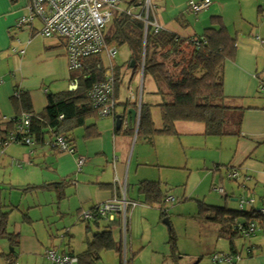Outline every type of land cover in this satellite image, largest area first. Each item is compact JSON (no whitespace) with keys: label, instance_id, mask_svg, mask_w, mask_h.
I'll list each match as a JSON object with an SVG mask.
<instances>
[{"label":"crops","instance_id":"crops-1","mask_svg":"<svg viewBox=\"0 0 264 264\" xmlns=\"http://www.w3.org/2000/svg\"><path fill=\"white\" fill-rule=\"evenodd\" d=\"M128 1L123 0L126 7ZM200 1L202 0H138L142 6L132 8V11H139L137 13L139 15L143 10L141 20L144 24V38L147 32L146 15L149 21H156L162 29L161 33L165 32L180 38H192L201 35L206 28H216L218 22L221 24L220 28L227 33L222 19H224V12L230 6L225 7L228 3H233L232 5L237 3L235 10L245 12L244 22L248 27H252L248 31L249 36L244 39L247 42H242L240 46L237 41L234 60L226 61L223 68L225 104L239 108L241 117L235 134L229 135L234 136L227 144L230 151L229 161L234 166L227 170L226 177L230 181L237 182L244 192H259L260 202L256 207L254 198H250L254 200L251 206L248 205L251 207L250 210L243 211V206L239 207L241 215L237 220H232L233 218L226 217L224 214L220 216L218 211L224 212L225 209H219L217 206L204 207L202 203L200 210L204 212L203 217L214 214L212 211L214 208L218 210V215L211 216L215 217L213 219L209 217V220L213 221L212 226H216L219 236L221 221L226 218L234 225L250 221L256 224L257 233L260 235L242 237L249 241L248 245L242 243L238 246L233 240V251L230 244L229 252L224 256L238 254V260L228 262L231 264H264V220L257 215L259 208L264 205V0H210V6L194 13V20L191 22L189 14L193 12L188 8L189 2ZM145 4H148L147 12ZM28 5L29 0H0V80H2L0 84V130L6 123L23 114L29 115L30 118L38 117L47 105L49 94L62 92L63 90L60 89H63L64 85L68 91H74L79 83L78 71L68 69L62 41L43 37L40 34L42 21L39 18H34L30 22H22L29 15ZM249 15L251 17H248ZM20 50L22 53L19 52ZM130 67L133 65L130 64ZM140 67L143 71V60H141ZM152 82L155 84L153 79ZM72 83L76 84V88L71 89ZM119 84H115L114 115L106 116V118H112V121L105 117H101V121L96 123L86 121L83 127L86 129L88 126L95 125L98 135L85 137L87 133L85 129L80 131L79 138H82V141L77 138L69 142L72 145V152L57 151L51 147V139L48 135L41 142L30 136V145L3 144L7 139L2 140L0 137V192L2 210L8 213L6 234L0 235V264H52L46 256L49 250L57 251L58 254L73 255L78 259V256L86 250L90 240L87 239L85 248L79 254H75L69 244H66L68 246L63 249L65 243H70L67 239L70 227L80 225L78 222L93 223L94 218H83L85 212L90 211L95 215L96 209L102 204L120 201L123 197L128 203L134 202L135 205L126 206L125 218L128 223L126 221L125 231L122 230V213H115L114 220L108 221L111 228L117 227L122 238L123 246L120 240L117 241L120 252L114 251L119 256L122 254V264H129L131 261V258L128 259L129 251L133 256L143 251L145 247L143 240L136 242L129 228L130 213L136 207L143 206L135 215L131 214V222L134 216L146 218L147 214L154 215V211H149V209L155 203L144 202L145 196L139 192L140 184L143 181L158 183L162 197L159 204L173 202L172 196H166L167 189L164 185L169 184V179L162 178L164 170L187 169L186 155L181 153L183 158L179 159L178 153L185 148L184 145L188 147L196 140L193 136H199L197 138L209 136L204 135L202 124L196 127L192 125L193 122H179L176 123L177 135L142 136L144 141L140 144L137 153L135 147L132 154H126V137L120 139L118 153L114 145L111 150L108 140L112 137L115 141V135L122 126L124 132L135 127L137 132L142 101L152 105L151 120L157 129L161 128L157 103L149 102L148 97L144 98L141 89L138 95L136 85L129 86L128 94L121 99ZM156 91L152 85L148 94L153 95ZM130 94L134 95L133 100L129 99ZM130 108H133L137 114L133 127L126 124L127 110ZM153 109H156L158 113ZM153 112L155 115L159 114L158 117H153ZM181 136L183 140L177 143L174 138ZM206 140L201 143L207 145ZM151 156L154 159H151ZM81 157L86 161L79 167L77 160ZM231 172H236L235 177L230 176ZM123 177L127 181L126 188ZM213 180L215 181V176ZM61 182L64 183V187L59 193L54 189L36 190L34 192L36 196L32 199L34 202L31 205L26 203L22 196L17 201L19 203L12 196L13 193H17L14 190L22 194L21 190L28 186ZM219 188L220 186L216 187V191L228 197L224 188L221 187L222 191ZM242 196L233 193L230 195L231 201H237L239 205L241 199L249 200ZM43 209L45 211H42ZM24 215L28 221L23 220ZM101 219L106 220L104 217H100V221ZM100 221L98 226H100ZM164 221L170 224L167 219ZM52 226L55 227L54 230ZM128 232L131 236L129 241L126 238ZM202 232L209 233L206 230ZM7 235H11L13 241ZM73 264H79V260Z\"/></svg>","mask_w":264,"mask_h":264},{"label":"trees","instance_id":"trees-1","mask_svg":"<svg viewBox=\"0 0 264 264\" xmlns=\"http://www.w3.org/2000/svg\"><path fill=\"white\" fill-rule=\"evenodd\" d=\"M127 5L123 11L115 13L112 17V30L109 34H105L106 45L115 49L116 45L130 47L134 54L131 60L133 67H140L141 60H143V75L148 73L152 77L157 86L155 94L163 99L156 105L160 112L161 128L157 129L151 120L152 105L142 101L136 135L143 137L159 134L174 136L178 134L176 123L179 122L200 123L204 126V135L207 136L235 134L236 128L240 125V109L225 104L223 68L226 61H233L235 58L236 38L227 34L222 28L214 27L206 28L201 35L192 38H180L168 33L162 35L161 28L155 31L149 25L144 38V24L141 19L135 17L132 11V8L142 6V3L140 4L138 0H129ZM168 63L173 69L177 67L178 70L171 71ZM105 70L101 56L86 59L78 71L80 76L76 90L49 94L45 109L38 117L32 116L29 119L28 127L24 130L19 129V116L5 124L0 130V137L2 140L8 139L9 135L17 131L22 135L35 138L38 142H41L46 135L50 139L61 136L71 147L69 142L73 140V131L83 127L86 119L92 116L100 117L98 109L90 101L88 91L92 84L104 79ZM114 76L115 84H119L115 68ZM59 116L63 118L59 119ZM86 131L85 137L98 135L94 126L86 127ZM133 131L132 129V133ZM63 187L64 183L61 182L41 186L32 185L23 191L54 189L59 193ZM139 192L145 196L144 202L148 204H159L162 200L156 182L143 181ZM2 209L0 192V235H5L8 213L3 212ZM212 211L214 214H208V217L213 219L218 215V210L214 208ZM213 215L215 217H211ZM93 218V223L98 226L100 217L93 216ZM23 220L28 221L25 215ZM229 221L227 218L221 221L220 236L230 241L232 250V239L240 235L235 232V225ZM107 226L106 229L93 234V239L88 242L86 250L78 256L79 264H94L103 251L117 250L120 252L119 245L112 236L111 226ZM7 236L13 241L11 235ZM169 238V242L172 243L171 250L175 253L177 248L171 232Z\"/></svg>","mask_w":264,"mask_h":264},{"label":"rangeland","instance_id":"rangeland-1","mask_svg":"<svg viewBox=\"0 0 264 264\" xmlns=\"http://www.w3.org/2000/svg\"><path fill=\"white\" fill-rule=\"evenodd\" d=\"M232 4L233 3H228L225 6L228 7L230 5L229 8H227V10L224 12V19H222L223 25L226 27L227 33L230 36L235 37L241 46L242 42H247V40L244 39L249 36L248 31L252 27H248L244 22V18H246L245 12H240L238 9L235 10L237 3H235L236 5ZM118 8L119 10H124L126 8V4L122 1ZM231 9H234V11H231ZM246 12L250 14L249 11L246 10ZM137 13H139V11H133L134 15H137ZM194 15V13L189 14L191 22L194 20ZM248 17L251 16L249 15ZM112 22L113 18L107 23L105 34H109V32L112 30ZM216 26L217 29H220L221 24L218 22ZM166 34L167 33H162V35ZM133 55L132 49L127 45H116V54L113 59V65L120 81L119 93L121 99H124L128 94L127 88L129 86L134 87L136 85L138 87L137 94L141 89L144 98L148 97L150 99L149 102L157 104L161 103L163 101L161 96L158 94H148L150 93L149 90L152 88V85L157 90V86L152 82L150 75L148 73L143 75L141 67H130ZM100 56L104 66H109L108 58L105 56V54H101ZM168 67L173 72L178 70L177 67L173 69L172 65L169 63ZM76 75L78 74L76 73ZM62 88L63 89H60L61 91L67 90L66 85H64ZM153 111L157 112L156 109H153ZM152 115L153 117H158L159 114L155 115V112H153ZM105 119H111L112 121V118L105 117ZM86 121H92L93 123H96L101 121V117L92 116L86 119ZM192 125L196 127L201 126V124L195 123ZM84 129L85 127L77 128L75 131H73L72 137L74 141L77 138L79 141H82V138H79V133L82 130L84 131ZM135 129L136 127L133 128V133L132 129L128 130V132H124L122 126L121 130L118 131V134L115 135V141L113 140L114 138H109V148L112 150L114 145L115 150L118 153L120 150V139L126 137V154H132L135 147V152L137 153L140 144L144 140L142 136L137 137ZM86 132L87 131L85 129V133ZM193 137H195L196 140H194L191 145H188V147L184 145L185 148L181 149L179 146V149H181V151L178 153L179 159L183 158L181 153L186 155L188 161L187 169H168L164 170L165 172L162 174V178L164 180H166V178L169 179L168 185H164L163 183L164 188L167 189L166 196H172L171 198H174V201L169 203L165 202L161 204H155L149 209V211H154V215L147 214L146 218L134 216L132 222L131 214L135 215V213L143 208V206L136 207L130 213L129 228L133 233L134 240L137 242V240L142 239L145 247L143 251H141L136 256H133L130 251L128 252V259L131 258L129 264H217L212 261V257L214 255L223 256L227 254L230 249V241L227 238L221 237L217 234V228L216 226H212L213 221L209 220V217L202 216L204 213L200 210L202 203H204V207L217 206L219 209L224 208V212H220V210L218 211L219 215L231 217L233 218L232 220H237V218L241 215V209H239L237 201H231V194L237 193L239 195L245 196L246 199L254 198V206H258L260 202L258 197L259 192H244V190H241L242 187H239L237 182L232 180L230 181L226 177L228 173L227 170H230V168L234 166L230 164V151L227 145L228 141L234 138V136H202V138H197L199 136ZM174 139L177 143H180L182 136L180 138L177 137ZM205 139L208 141L207 145H203ZM151 159H154V157L151 156ZM213 176H215V181L213 180ZM123 182L126 188L127 181L125 177H123ZM219 186L224 188L228 197H224V195H221L216 191V187ZM257 190H259V188H257ZM14 191L17 193H13L12 196L16 202L20 200L21 196L23 200L30 205L32 202H34L32 199L36 196L34 193L36 190H28L24 192L22 189L21 193L25 195L18 193L16 190ZM237 196L238 195H236V197ZM175 207L178 208L175 209ZM242 208L243 211H249L251 207L248 206V204H244ZM165 210L167 211L166 213ZM42 211H45V209ZM164 219H167L171 225L167 224ZM101 221L100 226L98 227L92 222H78L80 225H73L70 227L69 236L67 237V239L70 240V243H65L63 249L64 247L68 246L66 244H69L70 249L75 254L81 253L86 246L85 244L87 239L91 241L93 239L94 233L102 231L108 227L107 225H110L105 219H101ZM126 221L128 223V220H126V218L124 220L122 217V230L123 222L126 223ZM42 224L44 225V222H42ZM51 228L53 230L55 229L54 226ZM87 228H89V230H87ZM170 229H172V231ZM202 230H206L209 233H203ZM111 232L114 241L117 243V241L120 240L121 246H123L121 234L117 230V227L111 228ZM170 232L174 236V242L177 248L175 253L172 252V243L169 242ZM257 232L258 231L255 232L254 236L260 235ZM126 238L128 241L130 240L131 236L129 232ZM233 240L238 246H240L242 243L246 245L249 243L247 239H243L242 237L238 236L233 238L232 241ZM66 249H68V247ZM185 254H187V256H185ZM94 264H122V254L119 256V254L114 250L101 252L99 254V259H97ZM219 264L231 263L223 262Z\"/></svg>","mask_w":264,"mask_h":264},{"label":"built area","instance_id":"built-area-1","mask_svg":"<svg viewBox=\"0 0 264 264\" xmlns=\"http://www.w3.org/2000/svg\"><path fill=\"white\" fill-rule=\"evenodd\" d=\"M122 0H29L28 17L22 22L32 21L34 18H39L42 21L40 34L45 38H56L62 41L67 60V66L70 71H79L86 59L105 54L108 58L109 66L106 67L104 79L92 84L88 91V96L92 105L98 109L100 117L113 116L116 105L115 101V76L113 59L116 54L114 47H109L105 42V26L109 20L118 13V6ZM211 4L210 0H202L200 2H189V10L193 13H198ZM148 4H145L146 12ZM147 14V13H146ZM143 19L142 13L135 16ZM152 26L155 31L160 28L156 21H149L147 15L145 17V28ZM19 52L22 53V50ZM2 80H0V84ZM71 89L76 88V84H71ZM129 99L133 100L134 95L130 94ZM63 116H59L62 119ZM29 115L23 114L20 117L19 129L24 130L29 125ZM30 136L22 135L20 132L13 133L8 136L5 143H23L31 144ZM51 147L57 151L72 152L71 147L66 141L57 136L50 140ZM85 158H79L77 165L80 167L85 163ZM236 172H231L230 176L235 177ZM222 191L221 187L219 188ZM253 199L247 201L240 200L239 207L244 204L252 205ZM135 205L134 202L128 203L123 197L120 201L106 202L96 209L97 217H104L107 221H113L115 213H122L125 220V211L127 205ZM93 213L87 211L83 214L84 219L93 218ZM257 215L264 220V205L257 211ZM125 231V223L123 222ZM235 232L240 237L248 238L255 234L257 226L253 222L245 224H235ZM47 258L52 264H73L77 263L78 259L73 255L58 254L54 250H49L46 253ZM238 254L233 256H218L214 255V262H231L238 260Z\"/></svg>","mask_w":264,"mask_h":264},{"label":"water","instance_id":"water-1","mask_svg":"<svg viewBox=\"0 0 264 264\" xmlns=\"http://www.w3.org/2000/svg\"><path fill=\"white\" fill-rule=\"evenodd\" d=\"M134 65L133 62L131 63V66ZM136 111L133 108H130L127 110V119H126V124L129 127H133L135 125V120L137 118L136 116ZM119 123V122H118Z\"/></svg>","mask_w":264,"mask_h":264}]
</instances>
